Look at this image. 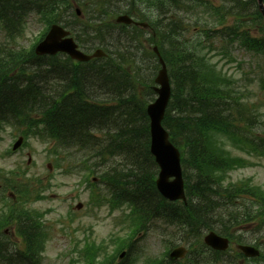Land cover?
I'll list each match as a JSON object with an SVG mask.
<instances>
[{"label": "trees", "instance_id": "1", "mask_svg": "<svg viewBox=\"0 0 264 264\" xmlns=\"http://www.w3.org/2000/svg\"><path fill=\"white\" fill-rule=\"evenodd\" d=\"M42 3L43 4H40L38 8H40L42 5L46 10H51V13L48 14V17L54 14V6L56 0H51L50 2H48L47 0H43ZM12 7L15 6L13 5ZM157 36L160 38V40H162L166 37L169 38V33H165L161 29H158ZM157 36L156 38L158 39ZM138 46L142 48L141 42L138 43ZM142 51L146 53L145 49H143ZM163 57L165 58L166 62L169 60L172 66L171 74L172 76L175 75L177 87L176 91L179 93V97H181L183 94H186V96L188 97L190 95L191 97V99L188 98L189 100H191V102L187 107V111L186 106L185 108L183 107V113L181 112L178 114L176 113L177 111L173 110L172 112L176 114L172 115L174 116L173 121L169 119L166 120V122H168L172 127H168L171 132L172 139H181L186 141L185 137L191 139L193 135L192 132L197 126L203 124V122H205L206 120H215L222 116V111H220L218 107L220 104L219 101L222 99V97L220 96V94L217 95L216 92V96H214V93L209 94L206 92V88H208V86H205L203 84V80L206 75L205 73H203L205 68L202 67V65L200 66V70L192 69L185 64L176 66V59L173 56L166 57V54H163ZM4 63L8 64V62H3L0 60V67ZM130 63L132 65L134 64L132 61ZM117 69L121 70V66L118 65ZM14 71L15 69H8V67L6 72L1 73L0 71V112H9L10 116H8V119L27 120L31 113L42 112L43 114H45V117L47 119V130L49 134L53 138L60 139L62 142H65L68 139L67 136L74 134V131L76 130H85L86 128H93L96 126H102L107 130H115V144L127 145V147L131 149V151L133 150V147L137 145L140 146L141 143H143V141L147 139V136L144 135V129L138 128V124H136L135 122H128L127 119L129 118V116L125 113V109L128 104L132 109V114L133 110L139 104V99L137 98L138 84H136V81L134 79L136 73L130 76L124 71L123 78L127 82L129 86L128 90L130 91V94L127 95V98L125 97V94H119L116 97L109 95V101L114 102L116 106H110L108 108L106 107L101 110L97 108L98 105H96L95 103L87 104L86 102H84V99L79 102H73L69 100L67 101L66 99V105H61L57 100L50 101L51 99L46 97L45 94L42 93L41 88L36 80V73L31 70L26 71L27 75L30 77L26 79L27 81L25 87H23V89H19L18 91L15 90L14 93H9L10 87L7 88L5 87V85L7 81H10V79L13 78L12 76H10V74ZM206 71L208 70L206 69ZM18 73L23 75L25 74V71L18 70ZM68 73L72 75V79L71 81H69V83L74 82L75 77L76 79H78L75 71H69ZM109 88L110 90L113 89V87L111 86H109ZM20 98H22V101L24 102L23 104L24 106H26L25 108L21 109L17 107V99ZM26 99L27 101H25ZM87 106L88 110L91 111L89 113L87 112ZM220 106L226 110L232 109L230 103L228 102H224ZM120 116L121 118H109V120L106 121V118L108 117L116 118ZM88 122L90 124H88ZM102 122H108V124L104 125ZM100 123H102V125ZM180 124L183 127L184 131H182ZM88 125L90 127H88ZM88 132L86 136L89 135ZM193 144L197 145L200 144V142H195V140H193ZM207 145V141L205 140L203 144L198 148H192L195 151V157H198L197 159L202 164V166H208V157L212 156L209 152L205 153ZM208 162H213L212 164L219 165V161L214 157H211ZM145 173L148 174L147 168H145V166L143 169H141V172L135 173V177L141 180L137 181V184H139L140 186H145L146 182L148 183L150 181V179L147 181ZM204 181H207V179L205 178ZM205 185H207V182H205ZM203 196L205 197V195ZM258 197L260 199L259 201L264 202L263 196ZM211 212H213L211 208L205 207L204 209H199L198 212L195 213V217L203 218L204 214H211ZM39 243L40 235L38 234L37 241L30 246V249L38 252V250L40 249Z\"/></svg>", "mask_w": 264, "mask_h": 264}, {"label": "rangeland", "instance_id": "2", "mask_svg": "<svg viewBox=\"0 0 264 264\" xmlns=\"http://www.w3.org/2000/svg\"><path fill=\"white\" fill-rule=\"evenodd\" d=\"M25 33L22 36L21 39L18 40L17 46L12 44L16 47H22L24 49H27L35 40V37L39 35L41 30L43 29V26L40 22L37 21L36 17H32L27 20L26 27H25ZM233 52H235L234 55H236L238 52H242L239 49H234ZM217 57L214 58L216 61ZM240 61L243 63L244 59L241 58ZM220 62V61H219ZM150 66V64H149ZM149 66L147 70L149 69ZM221 68H223L224 72H227L228 74L235 75L237 79L241 76V71L249 73V76H251V71L249 69V66L247 64L241 65L240 67H237L235 63H226L225 61H221L219 64ZM241 68V69H239ZM242 81L241 79H239ZM244 82V81H243ZM11 132V131H10ZM8 132L4 135V141L0 143V153H2L6 147L7 144L10 142V140L13 139L11 136V133ZM31 149L28 151L27 149L22 150V156L20 155V152L14 154L12 158L6 159V160H0V166H4L5 170H8L15 166L16 162L22 163V165H25L27 160V153L31 156V164L28 165V174H36L38 177L47 175L48 173V166L50 163L47 162L45 157V147L40 144L37 141L29 140ZM21 151V150H20ZM22 161V162H21ZM256 162H259L260 164L256 165L252 168H247L239 171H235L231 173L230 179L234 182L237 180L246 179L248 177H251L254 181V183L260 185L264 189V160L259 161L255 160ZM25 168V166H23ZM55 175V178L52 180V189L48 192L49 201L50 202H42V204H37L35 207L41 211L45 210L48 207H53L55 209V213L53 212L49 216V220H55V224L53 225L52 232H51V239L49 240L46 252H45V264H66V262L60 258L62 253L66 250L68 244L67 239H65L64 235L61 234L59 231L60 225L57 223L59 218L64 217V214L67 211V207L69 205V201H74L75 197H78L75 199V202L73 203L72 209V215L75 216V222L74 224H70L68 222L65 223L64 228H67L66 232L68 233L76 226L79 227V229H83L86 226L91 227L92 236L91 238L100 241L103 239H107L110 235L116 233V228L114 226V218L112 216H109L105 209L101 210L97 216H94V211L90 208V206L87 205V193L85 190L82 189V186L79 185L78 177H60L58 176L57 172H53ZM72 190V191H71ZM221 191V189H220ZM77 193V194H75ZM76 202L82 203V209L80 211H77L75 209ZM69 209V208H68ZM228 209H226L227 211ZM96 213V212H95ZM229 222L233 220L232 218H226ZM67 225V226H66ZM158 227V228H157ZM154 230L153 228H150L144 236L141 234L137 236L136 240L137 247L139 250L143 252L141 255V260L145 257H151V255L159 254L161 251H163V245L159 240V237L157 236V233H161L159 226H157ZM74 228V229H75ZM251 231V232H250ZM254 228L252 225H249L246 228V234L251 239L255 237L253 235ZM264 234V232H262ZM77 234V236H79ZM258 236V234H257ZM247 264H258V263H247ZM264 264V263H262Z\"/></svg>", "mask_w": 264, "mask_h": 264}, {"label": "bare ground", "instance_id": "3", "mask_svg": "<svg viewBox=\"0 0 264 264\" xmlns=\"http://www.w3.org/2000/svg\"><path fill=\"white\" fill-rule=\"evenodd\" d=\"M10 6H13V0L9 1L7 5L0 6V12L5 13L6 10ZM168 31L175 32V29H174V27L168 28ZM105 44H106V46H109V41L107 38L105 39ZM111 52L113 54L114 53L125 54L124 57L126 58V60H130L133 63L137 64L141 68L143 73H145L147 71V68L149 66L148 62L146 60H144L143 58H141L140 56L135 55L130 49L122 47L118 50L117 47H113V50ZM1 61H4V60H1ZM7 67L9 69H15V70L18 69L19 71H26L29 69L30 66L27 62H24V61L23 62H21V61L11 62L10 61L8 64L4 63L0 67L1 73L6 72ZM57 70H58L57 72H59V73L64 72V70L60 69V68H58ZM103 73L101 74L102 83L104 85H109V86L113 87L117 91H120L119 94L124 93L126 95L125 97L127 98V95L130 94V91L128 90L129 86H128L127 82L124 80V78H122L121 76H118L114 73H107V72H105V74L103 76ZM149 74H151V69L149 70ZM42 79L43 80H41V83L39 86L41 88L42 93L45 94L43 89H44L45 81L47 80V77H46V73H44V72L42 73ZM79 84H80V86H77V87H74L71 89L73 91V97L71 99L73 102H79V101L83 100L87 94L96 98L99 95V93L104 89V86L101 87L92 79H90L89 81H85L84 83H79ZM46 96H48L51 99V101L57 100L61 105H66L65 98L57 95L52 89L48 90ZM87 112L89 113L91 111L88 110ZM125 113L129 116V118L127 119L128 122H134L138 118L137 115H135L134 117L132 116V109L129 106V104L127 105V107L125 109ZM130 117H132V118H130ZM180 127H181L182 131H184L181 124H180ZM130 152H131V149L128 148L127 146H124L121 150V153H126L128 155H130ZM198 177H199V175H198ZM209 188H210L209 184H207V185L200 184L196 188V193L198 195H200L201 198H200V200L197 199L196 202L191 204L192 205L191 211L196 213V212H198V209H204L205 208V199H204L203 195H207L206 190H208ZM206 204L210 207H213L212 204H208V203H206ZM207 215L211 217V220L208 223H204L203 219H204V217H207ZM190 216L192 219H194L198 222H201L204 226L210 225L212 223L215 225H222L224 222L223 221L224 218L220 215L219 212H217L215 210L213 212H211V214H204L203 218H200V217L197 218L192 214H190ZM5 258H6L5 254H3L2 260H5ZM19 263H20V259L18 257H15L13 259V264H19Z\"/></svg>", "mask_w": 264, "mask_h": 264}, {"label": "water", "instance_id": "4", "mask_svg": "<svg viewBox=\"0 0 264 264\" xmlns=\"http://www.w3.org/2000/svg\"><path fill=\"white\" fill-rule=\"evenodd\" d=\"M163 168H164V173L165 174L168 173L171 170V168H169L168 166H164L163 165ZM174 172H175V169H174ZM164 184H165V181L163 182V185ZM163 185L160 186V189L162 188V190L164 191V188L162 187Z\"/></svg>", "mask_w": 264, "mask_h": 264}]
</instances>
